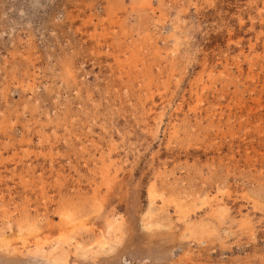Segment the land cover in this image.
I'll use <instances>...</instances> for the list:
<instances>
[{"label":"rangeland","instance_id":"1","mask_svg":"<svg viewBox=\"0 0 264 264\" xmlns=\"http://www.w3.org/2000/svg\"><path fill=\"white\" fill-rule=\"evenodd\" d=\"M0 239V264H264V0H0Z\"/></svg>","mask_w":264,"mask_h":264},{"label":"bare ground","instance_id":"2","mask_svg":"<svg viewBox=\"0 0 264 264\" xmlns=\"http://www.w3.org/2000/svg\"><path fill=\"white\" fill-rule=\"evenodd\" d=\"M2 200V199H1ZM64 215H65V213H64ZM59 217V216H58ZM69 219V218H68ZM76 219V218H75ZM59 220V219H58ZM64 220H65V218H64ZM67 222H68V220H67ZM30 223V222H29ZM74 223H76V222H74ZM73 223V224H74ZM100 223V224H99ZM99 231H100V233H101V235L100 236H102V238H103V240L105 241V244L106 245H109V243L112 241V239H113V237L115 236L116 237V235L118 234V231L119 230H117V228H116V225H115V221L114 220H112V219H106V220H103V221H99ZM23 224V223H22ZM25 224V223H24ZM41 224H42V222H41ZM40 224V225H41ZM62 224H64V223H62ZM69 224V223H68ZM117 224V223H116ZM19 225V224H18ZM31 225V224H30ZM33 225V224H32ZM43 225H44V223H43ZM47 220H46V224L44 225V228H46L47 226ZM58 225V223L57 222H52L51 221V226L52 227H55V226H57ZM60 225H61V223H60ZM72 226V225H71ZM77 226V225H76ZM119 226V225H118ZM20 227H22V226H20ZM39 227V226H38ZM70 227V226H69ZM28 228V227H27ZM36 228V227H35ZM48 228V227H47ZM7 229V228H6ZM41 229V228H40ZM11 229H9L8 230V232L10 231ZM14 230V229H13ZM23 230V229H22ZM47 230V229H46ZM17 231V230H16ZM24 231V230H23ZM22 231V232H23ZM40 232H41V230H39ZM38 231V232H39ZM33 234V233H32ZM11 235V234H10ZM37 235V234H36ZM7 236V235H6ZM18 236V235H17ZM21 235H19V237H20ZM27 236V235H26ZM117 236H120V235H117ZM22 237V236H21ZM24 237V236H23ZM38 237V236H37ZM50 237V236H49ZM7 238V237H6ZM14 238V237H13ZM34 238V237H33ZM62 238V237H61ZM47 239V238H46ZM52 239V238H51ZM0 240H2V239H0ZM6 240V239H5ZM14 240V239H13ZM30 240V239H29ZM62 240V239H61ZM103 240H101V241H103ZM27 241V240H26ZM32 241H33V239H32ZM60 241V240H59ZM64 241V240H63ZM71 241V240H70ZM97 241V240H96ZM95 241V242H96ZM100 241V242H101ZM120 241V240H119ZM3 243L2 244H4L5 243V245H6V243L7 242H4V241H2ZM19 242V241H18ZM99 242V241H98ZM99 242V243H100ZM118 242V241H117ZM117 242H115V243H117ZM20 243H21V241H20ZM32 243H34V242H32ZM42 243V242H41ZM49 244H51V243H49ZM68 244V243H67ZM71 244V243H70ZM47 245V244H46ZM103 245V244H102ZM101 245V246H102ZM32 246V245H31ZM52 246V245H51ZM70 246V245H69ZM5 247V246H4ZM25 247V246H24ZM8 248V247H7ZM47 248V247H46ZM49 248V247H48ZM66 248V247H65ZM100 248V247H99ZM104 248V247H103ZM102 248V249H103ZM55 248L53 249V250H51L50 252H49V258L52 260V262L54 263V264H64L65 263V261H66V258H67V254H66V252L65 251H60V252H58V253H55ZM87 250V249H86ZM100 250H101V248H100ZM108 250V249H107ZM33 251H34V253H36V254H39V253H41V250L39 249V248H34L33 249ZM57 251V250H56ZM77 251V250H76ZM70 252V251H69ZM68 252V253H69ZM92 252V251H91ZM47 253V252H46ZM32 254V253H31ZM74 256V255H73ZM43 258H44V256H42ZM47 257V259H49ZM46 259V258H45ZM68 261V260H67Z\"/></svg>","mask_w":264,"mask_h":264}]
</instances>
